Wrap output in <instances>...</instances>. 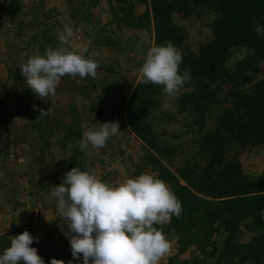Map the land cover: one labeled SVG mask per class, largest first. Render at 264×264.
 <instances>
[{"label":"rangeland","instance_id":"rangeland-1","mask_svg":"<svg viewBox=\"0 0 264 264\" xmlns=\"http://www.w3.org/2000/svg\"><path fill=\"white\" fill-rule=\"evenodd\" d=\"M130 2L138 18L131 16L129 22L144 26L126 24L120 4L114 0H0V255L13 236L28 231L39 238L31 247L37 249L44 264H50L53 258L65 264L69 260L83 264L82 256L77 261L71 255L68 229L51 195V187L59 185L73 167L115 185L142 173L160 178L164 166L172 177L160 179L176 196L180 192L177 185H183L198 196L201 208H214L213 201L205 202L206 197L190 185L201 181L193 177L201 173L202 178L208 165L207 151L203 147L198 150L194 141L214 127L222 106L213 110L201 135L188 126V113L180 109L178 97L182 92L170 98L162 86L148 118L164 151L160 154L129 127L127 99L140 78L146 52L155 46L150 6ZM171 18L184 31L185 44L194 53L212 38L213 15L209 12L189 18L173 11ZM65 25L75 32L70 47L97 61L99 69L94 78L65 75L56 94L41 99L27 87L19 66L32 56L43 55L47 48L57 47V33ZM88 45L94 51L90 52ZM253 55L251 47H233L224 64L231 69ZM259 66H264V59ZM40 109L48 111L47 115L40 116ZM114 121L119 123L120 132L108 140L106 147L94 149L89 145L80 149L86 129ZM227 152L245 175L264 178V145H235ZM207 215L202 210L195 212L192 224L185 216L188 222L183 228L173 223V216L163 226L177 251L163 257L160 264H252L255 252L246 247L256 236L257 226L251 218L242 221L234 237L229 238L225 227L206 222ZM254 263L264 264V251Z\"/></svg>","mask_w":264,"mask_h":264},{"label":"trees","instance_id":"trees-1","mask_svg":"<svg viewBox=\"0 0 264 264\" xmlns=\"http://www.w3.org/2000/svg\"><path fill=\"white\" fill-rule=\"evenodd\" d=\"M114 1L120 4L122 20L126 24L144 26L141 22H129L131 16L138 18L130 0ZM136 1L147 3L151 8L155 46L171 42L183 55L180 72L188 70L191 78L185 83L178 104L188 113L191 120L188 126L202 135L213 110L222 106L214 127L194 141L198 150L203 147L207 151L208 165L203 169L202 178L201 173L193 177L201 181L190 185L206 197L205 202L213 201L214 208H201L198 196L190 188L177 185L182 214L173 223L183 228L189 219L188 224H192L195 212L202 210L208 214L206 222H217L225 227L228 237L233 238L239 224L251 218L257 226L256 236L246 248L255 252L251 260L255 264L254 259L264 251V178L245 175L237 160L227 157V151L235 145H264V66H259L264 59V34L255 31L257 25L264 28V0ZM124 10L130 11V15ZM173 11L189 18L208 12L213 15L212 38L197 53L186 46L184 31L172 21ZM239 46L251 47L254 55L230 69L224 62L231 49ZM161 88L162 85L141 83L139 78L126 103L130 129L159 154L164 151L148 118L152 108L155 110V96ZM160 174V178L171 180L172 174L164 166ZM185 216H188L187 220ZM199 223L203 224V220Z\"/></svg>","mask_w":264,"mask_h":264},{"label":"clouds","instance_id":"clouds-1","mask_svg":"<svg viewBox=\"0 0 264 264\" xmlns=\"http://www.w3.org/2000/svg\"><path fill=\"white\" fill-rule=\"evenodd\" d=\"M255 31L264 34V28L259 25ZM57 36V47L47 48L43 55L32 56L19 66L27 87L41 99L55 95L65 75L94 78L99 68L97 61L85 58L70 47L75 36L72 27L65 25ZM182 61L181 51L171 42L152 46L139 68L140 82L162 85L165 95L176 98L191 78L188 70L181 74ZM40 113L44 116L48 111L40 109ZM96 124L99 127L94 124L83 132L82 151L89 145L94 149L106 147L108 140L120 132L118 122ZM51 189L62 222L68 229L66 235L73 259L79 261L82 256L83 264H160L170 252L172 243L163 226L169 224L173 216L179 218L182 204L170 185L157 174L142 173L114 185L73 167L61 183ZM172 235L176 238L175 233ZM34 239L39 238L28 231L13 236L10 246L0 255V264H20V261L44 264L37 249L31 247ZM50 264L65 262L53 258ZM67 264H72V260Z\"/></svg>","mask_w":264,"mask_h":264},{"label":"crops","instance_id":"crops-1","mask_svg":"<svg viewBox=\"0 0 264 264\" xmlns=\"http://www.w3.org/2000/svg\"><path fill=\"white\" fill-rule=\"evenodd\" d=\"M108 47H104V49H107ZM109 49V48H108ZM88 50H90V52L91 51H94L93 50V47L92 46H90V45H88ZM102 49H100V51H101ZM95 52H97L98 53V51H95ZM103 52H104V50H103ZM172 243V247H171V250H170V252L167 254L168 256L169 255H172V254H175V252L177 251V249H176V247H175V245L173 244V242H171Z\"/></svg>","mask_w":264,"mask_h":264}]
</instances>
